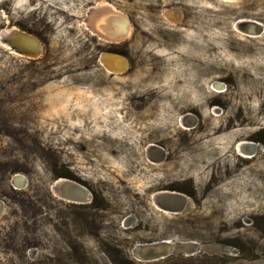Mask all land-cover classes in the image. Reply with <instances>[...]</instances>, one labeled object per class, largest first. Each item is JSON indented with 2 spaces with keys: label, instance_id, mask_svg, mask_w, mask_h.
Returning <instances> with one entry per match:
<instances>
[{
  "label": "rangeland",
  "instance_id": "rangeland-1",
  "mask_svg": "<svg viewBox=\"0 0 264 264\" xmlns=\"http://www.w3.org/2000/svg\"><path fill=\"white\" fill-rule=\"evenodd\" d=\"M99 1L121 38L86 28ZM13 27L39 48L0 39V264H264V205L240 191L264 172V0H0ZM57 177L89 198L60 200Z\"/></svg>",
  "mask_w": 264,
  "mask_h": 264
},
{
  "label": "bare ground",
  "instance_id": "bare-ground-1",
  "mask_svg": "<svg viewBox=\"0 0 264 264\" xmlns=\"http://www.w3.org/2000/svg\"><path fill=\"white\" fill-rule=\"evenodd\" d=\"M113 8L108 3L104 2V1H99L95 6L90 7L91 12L87 16V20L85 22V25L91 34L97 36L98 38H102L105 40H112L113 38L115 39V38H121L122 37L123 29L125 28V26L127 27V25H126L127 21L122 16H121L122 19L121 18L118 19V16L116 14H114L115 11L113 10ZM239 20H241V19H239ZM244 29L248 32L249 35H255L253 25H245ZM5 31H8V30H5ZM118 32H120L119 37H117ZM113 35H115V37ZM27 40L29 41L28 45L24 46V44L21 40L17 41V45H18V48L27 49L29 51V55H30L33 52L32 50H34V48H37V43L31 36H29ZM100 61H101L100 64H102L107 69H110L112 67L118 66V65L123 63L122 60L120 61V59L119 58L116 59V57H109L108 59L105 58L103 60L100 59ZM186 115H188V114H186ZM247 142H246V140L243 139L242 141H239V144L236 145V150H235L236 154L240 155L243 158H249L251 155H249L248 153L253 152V151H251V152L246 151L250 147V145ZM254 148H256V147H254ZM158 191H165V190H158ZM55 193H56L55 196H57L60 200H65L66 202H72V203L78 202V200H83V199H85V196H86L82 192H81L82 193L81 195H71V193L66 194V192L63 190H57ZM153 194H154V192L151 195L153 196ZM153 204H154V207L156 209H158L162 212H168V213L170 212V211H167V210H164V209L158 207V205L156 203H154V201H153ZM166 242L167 241H160L159 243L166 244ZM153 244H156V243H153ZM136 260H140L139 257L136 258Z\"/></svg>",
  "mask_w": 264,
  "mask_h": 264
},
{
  "label": "water",
  "instance_id": "water-1",
  "mask_svg": "<svg viewBox=\"0 0 264 264\" xmlns=\"http://www.w3.org/2000/svg\"><path fill=\"white\" fill-rule=\"evenodd\" d=\"M236 27L241 29L243 32L248 33L245 29V25H253L254 32L258 33L261 30V26L259 23L249 20V19H241L237 20L235 23ZM100 27V26H99ZM101 28V27H100ZM120 36V32H118L117 37ZM28 34L18 30L17 28H10L8 31H1L0 32V39L3 43L7 44L11 50H14L15 52L22 53V54H29V51L24 48H18L17 41L21 40L25 45L29 44ZM38 46V44H37ZM37 48H34L32 50L35 52ZM250 147L246 150L248 152L254 151L255 144L248 143ZM12 178L16 179H22L23 177L19 174L13 175ZM52 191L55 193L57 190H63L67 193H71V195H81L84 193L86 196L85 198H89V192L84 188L83 186L67 180V179H55L51 185ZM82 192V193H81ZM80 193V194H79ZM84 197V196H83ZM154 197V198H153ZM152 202L156 203L158 207L170 211V212H179L182 210L184 206V200L185 196L182 193H179L177 191H157L154 192L152 196Z\"/></svg>",
  "mask_w": 264,
  "mask_h": 264
},
{
  "label": "trees",
  "instance_id": "trees-1",
  "mask_svg": "<svg viewBox=\"0 0 264 264\" xmlns=\"http://www.w3.org/2000/svg\"><path fill=\"white\" fill-rule=\"evenodd\" d=\"M199 158L198 156L196 157V159ZM222 162H225V159L222 160ZM120 181V180H119ZM241 190L240 191H247L249 192L251 195L255 194L259 197L260 200H258V206H263L264 205V172L263 173H258V181H252V182H243L241 184ZM238 191V193L240 192ZM215 209L219 210L220 209V205H216ZM234 223H238V220H234ZM226 223H220L218 224V228H224L226 227ZM87 232H91L94 233L95 229H96V223L89 221L86 223V226L84 228ZM103 237L107 238L106 234H103ZM213 238L217 239V234H212ZM108 239V238H107Z\"/></svg>",
  "mask_w": 264,
  "mask_h": 264
},
{
  "label": "flooded vegetation",
  "instance_id": "flooded-vegetation-1",
  "mask_svg": "<svg viewBox=\"0 0 264 264\" xmlns=\"http://www.w3.org/2000/svg\"><path fill=\"white\" fill-rule=\"evenodd\" d=\"M59 178H61V177H57V178H55V179H59ZM55 179H54V180H55ZM86 200H87V199H86Z\"/></svg>",
  "mask_w": 264,
  "mask_h": 264
}]
</instances>
